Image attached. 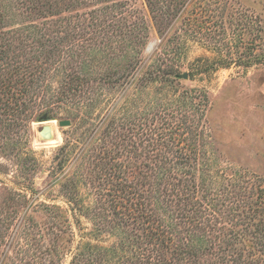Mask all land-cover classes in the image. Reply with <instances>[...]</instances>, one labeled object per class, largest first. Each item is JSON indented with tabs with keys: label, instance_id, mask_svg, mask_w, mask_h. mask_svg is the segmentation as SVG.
<instances>
[{
	"label": "rangeland",
	"instance_id": "1",
	"mask_svg": "<svg viewBox=\"0 0 264 264\" xmlns=\"http://www.w3.org/2000/svg\"><path fill=\"white\" fill-rule=\"evenodd\" d=\"M31 1L37 14L0 3V35L44 23L62 32L52 37L62 44L63 31L76 41L77 32L70 29L95 22L97 33L114 44L108 52L87 51L83 61H74L68 42H52L53 53L30 70L37 83L32 94L24 97L22 84L10 88L21 119L12 109L0 110V264H161L151 249L137 248L142 227L128 221L134 204L145 201L129 195L126 184L143 181L150 173L146 166L164 150L145 146L143 124L171 132L168 139L176 145L194 147L204 164L208 199L225 194L235 179L251 178L264 188V0H152L155 14L148 0ZM161 6L169 9L168 17ZM133 58L144 77L156 67L181 74L166 84L155 78L162 71L140 85L100 82L118 78ZM220 59L228 66L218 67ZM65 72L97 79L99 96H90L92 123L80 119L87 111L84 98L52 97ZM135 113L142 120L132 118L133 126L119 131L123 141L100 128L108 115L129 125ZM63 120L71 126L61 127ZM44 127L51 138L43 137ZM102 146L117 161L102 159ZM109 167L115 177H109ZM261 250L223 245L218 255L196 264H262ZM166 256L168 264L178 261Z\"/></svg>",
	"mask_w": 264,
	"mask_h": 264
},
{
	"label": "trees",
	"instance_id": "2",
	"mask_svg": "<svg viewBox=\"0 0 264 264\" xmlns=\"http://www.w3.org/2000/svg\"><path fill=\"white\" fill-rule=\"evenodd\" d=\"M94 1L99 2V0ZM148 2L151 13L158 12L157 4L152 0H148ZM0 3L12 4L15 8L17 6V11H20V7H27L25 10H28L30 15L37 14L38 11L37 8L29 6L34 4L31 0H0ZM161 8L164 11L167 10V14L163 17H168L169 9L166 6H161ZM154 17L158 19L157 16ZM101 23L103 24L104 21ZM98 24L94 22L84 27L83 23L74 25L70 32L73 30L77 32L76 41H71V37L66 31H63V35L67 36L62 39V44L68 42V45L72 46L68 51L72 54L68 57L74 61H83L84 57H88L87 51H110L109 46L111 43L114 44V41L109 36L101 37V32L97 33ZM84 33L90 36L86 37ZM59 34L62 32L52 31L42 23L41 25H25L0 35V62H4L0 70V93L7 96V99L3 98L4 101H0L2 114H6L8 109H12L16 119H21V110L15 102L11 101L8 92L12 85L17 87L18 84H22L23 88L20 93L24 97H29L32 94L37 83L34 79H30L34 75L30 70L34 67L35 62H40L42 58L53 53L52 42L55 45L58 43L62 45L61 42L52 38L54 35L58 37ZM85 43L88 45H84ZM108 47L109 49H107ZM56 49L57 47H55ZM133 59L134 61L132 60L127 65L124 73L118 78L112 79L109 76L101 78L100 82L113 86H124L126 82L130 85H140L142 78L149 81L153 79L156 71H162L163 73H160L158 77L156 74L155 78H161L166 84L172 82L169 79L170 76L178 77L181 74L180 69L164 71L161 67H156L144 77L141 75L142 72L140 73L141 70L139 71L141 63L135 58ZM20 64L24 65L20 66ZM216 64L218 67L228 66V63L222 59L216 61ZM213 68L215 70V67ZM26 76L28 77L26 78ZM63 76L61 83H58V87L54 89L52 97H63L67 99V102L84 98L83 105L87 111L80 119L92 123L95 120L91 117L95 101L90 96H99L98 90L94 87L97 79L72 76L68 72H65ZM75 83L76 85H74ZM90 83H92V87H89ZM192 91L196 90L192 89ZM35 105L36 102L33 106L35 107ZM24 111L28 110L24 109ZM141 117L142 115L135 113L130 118L132 123L127 125L128 123H124L123 119H117L115 122L114 118L116 117L108 115L104 126L100 128H103L108 137L117 135L123 141L121 138L123 135L119 131L125 130L126 126L129 128L133 126L132 118L142 120ZM152 124H143L146 127L145 130L141 127L139 129L141 135L145 134L144 140L147 142L145 146L151 149L160 146L158 150H164L154 156L153 165L146 166L150 173L144 174L143 181L136 184L129 181L126 184L129 195L134 197L140 195L139 199L145 201L143 205H141L142 203L134 204L136 209L131 208L133 214L128 215L130 216L128 221L131 220L134 224L139 221V225L142 227V234L136 235L140 242L137 243V248L151 249L150 255L157 263L161 264H165V262L168 264L169 259L166 253H171V257L177 258L178 263L175 264H196L197 260L206 256L218 255L216 249H223V245L236 249L241 243H244L247 248L248 244L252 248H255L256 245L259 249L262 247L261 251L264 253V188L262 189L261 185H255V181L251 178L235 179L230 187L224 188L225 194H217L216 197L208 199V187L203 184L205 181L203 174H206L204 164L201 166V160L195 155L194 147L189 145L188 148H183L176 145L172 137L168 139L171 132H164L163 127ZM103 144L105 145L106 142ZM187 149L188 153H185L184 151ZM101 150L102 159L117 161L115 156H109L110 152L105 146H102ZM108 166L107 164L106 167ZM109 168L106 171H109V177H115L117 173L114 174V167ZM138 187L141 188V192ZM199 195H201L200 199ZM128 221L126 223H129Z\"/></svg>",
	"mask_w": 264,
	"mask_h": 264
},
{
	"label": "water",
	"instance_id": "3",
	"mask_svg": "<svg viewBox=\"0 0 264 264\" xmlns=\"http://www.w3.org/2000/svg\"><path fill=\"white\" fill-rule=\"evenodd\" d=\"M183 77L185 79H187V75L186 74ZM59 125L61 127H69V126H71V121H69V120L60 121ZM42 135H43V137L45 139L51 138V129L49 127H44L43 130H42Z\"/></svg>",
	"mask_w": 264,
	"mask_h": 264
},
{
	"label": "bare ground",
	"instance_id": "4",
	"mask_svg": "<svg viewBox=\"0 0 264 264\" xmlns=\"http://www.w3.org/2000/svg\"><path fill=\"white\" fill-rule=\"evenodd\" d=\"M55 124H56V123L53 122L51 126H55ZM54 130H55V129H54ZM55 141H56V140H52V141H50V143L52 144V143H54Z\"/></svg>",
	"mask_w": 264,
	"mask_h": 264
}]
</instances>
